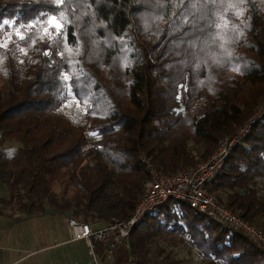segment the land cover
Segmentation results:
<instances>
[{"label": "trees", "instance_id": "obj_1", "mask_svg": "<svg viewBox=\"0 0 264 264\" xmlns=\"http://www.w3.org/2000/svg\"><path fill=\"white\" fill-rule=\"evenodd\" d=\"M263 96L264 0H0L1 206L125 219L147 180L141 156L164 174L190 168ZM69 97L81 124L61 113ZM259 181L264 116L207 190L264 233ZM168 202L189 221L174 214L169 230H188L204 264H264L245 236ZM145 242L133 228L113 264H148Z\"/></svg>", "mask_w": 264, "mask_h": 264}, {"label": "built area", "instance_id": "obj_2", "mask_svg": "<svg viewBox=\"0 0 264 264\" xmlns=\"http://www.w3.org/2000/svg\"><path fill=\"white\" fill-rule=\"evenodd\" d=\"M263 116L264 96L231 135L217 142L205 160L187 169L164 174L141 156L140 162L144 166L147 180L142 185L131 214L125 219L111 218L99 227H91L67 215L64 217L66 242L84 243L87 261L82 264H113V251L120 244L126 246L131 230L139 227L145 218L157 212L169 200H174L184 203L194 215L204 216L219 228L245 236L251 244L264 251V233L229 210L222 200L207 190L231 152ZM95 244L104 250L102 260L96 255ZM128 260L130 264V258Z\"/></svg>", "mask_w": 264, "mask_h": 264}, {"label": "crops", "instance_id": "obj_3", "mask_svg": "<svg viewBox=\"0 0 264 264\" xmlns=\"http://www.w3.org/2000/svg\"><path fill=\"white\" fill-rule=\"evenodd\" d=\"M186 209L179 206L173 205L171 203H166L163 207H161L157 212L151 214L143 221L142 225L139 226L141 231L143 232L144 238H146L145 245L143 249L150 244L153 243L155 247L158 248V256H151L150 251L146 252V256L151 259H162V258H169L172 257L173 252L177 250V255H182L179 260H181V264H189L190 260L198 259L199 254L196 248L193 245V236L191 233L187 231H179L177 233H173L169 229H171L172 225V217L174 214L176 216H183L181 223H185L186 225L189 224L188 218L185 215ZM191 222V221H190ZM9 223V218H5L4 216H0V227ZM101 223H98L94 227H99ZM65 231V228H64ZM56 232L60 233V229H57ZM198 232V231H196ZM56 234V235H58ZM176 234L177 237L182 239V245L175 246L174 243L171 242V237ZM79 242V241H78ZM78 242L67 243L66 242V232H63V237L58 243H55L54 246L52 244L41 245L35 251H23L17 253L8 249H2L3 252L0 251V264H61L60 259L68 260L67 264H82L87 261L86 253L81 250V247L78 248L77 246H73V244ZM150 243V244H149ZM59 246L64 247L63 252L59 254L52 250ZM84 249L85 246H84ZM141 250L142 256L145 254L144 250ZM52 250V251H51ZM86 251V250H85ZM171 252V253H170ZM46 253V255L44 254ZM172 254V255H171ZM185 254V255H184ZM63 255V257H62ZM171 255V256H170ZM188 255H191L189 258ZM194 255V256H192ZM184 258V259H183ZM145 259V258H144ZM196 260V261H198ZM153 264V263H152ZM155 264H163L160 262H155Z\"/></svg>", "mask_w": 264, "mask_h": 264}, {"label": "rangeland", "instance_id": "obj_4", "mask_svg": "<svg viewBox=\"0 0 264 264\" xmlns=\"http://www.w3.org/2000/svg\"><path fill=\"white\" fill-rule=\"evenodd\" d=\"M8 38V33L5 34L3 39ZM61 113L64 114L68 120L72 124H81L83 122V109L78 103V101L69 97L67 101L61 107ZM14 145L8 149V153L13 150ZM259 185H263V182L259 181ZM5 193L0 188V202L5 199ZM4 216L5 218H9V223L5 225H1L0 227V251L3 252L2 249H8L17 253L23 251H35L41 245L52 244L54 246L55 243H58L63 237V232L65 228V218L64 217H54L51 216L48 212L45 214L36 213L32 218H26L23 214L10 209L4 208L0 203V216ZM111 219V218H110ZM57 229H60V233L56 232ZM58 234V235H56ZM171 242L175 244V246L182 245V239L177 237L176 234L171 237ZM150 244V243H149ZM51 246V245H50ZM74 248L77 246L81 247V250L86 253V249H84V243L79 241L78 243L73 244ZM62 246L54 248L55 252L61 254L63 252ZM51 250V251H52ZM145 254L143 258H145L148 264H155V262H160L163 264H181V260L179 258L183 255H177V250L172 251V257L158 259H151L146 256V252L150 251L151 256H158V248L155 245L150 244L147 245L144 249ZM5 252V251H4ZM171 253V252H170ZM46 255V253H44ZM170 255V256H171ZM185 255V254H184ZM191 255H188L189 258ZM194 256V255H192ZM63 257V255H62ZM184 259V258H183ZM198 259L190 260L189 264H204V260L199 256ZM61 264H67L68 260L60 259ZM130 264H135L133 258L130 257Z\"/></svg>", "mask_w": 264, "mask_h": 264}, {"label": "snow or ice", "instance_id": "obj_5", "mask_svg": "<svg viewBox=\"0 0 264 264\" xmlns=\"http://www.w3.org/2000/svg\"><path fill=\"white\" fill-rule=\"evenodd\" d=\"M242 2H243V0H242ZM238 14H240V13H238ZM57 27H59V25H57Z\"/></svg>", "mask_w": 264, "mask_h": 264}]
</instances>
